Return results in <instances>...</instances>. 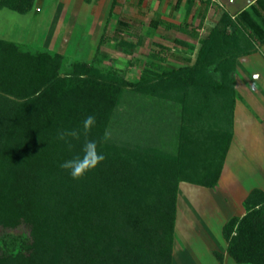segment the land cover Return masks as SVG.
Wrapping results in <instances>:
<instances>
[{
  "label": "rangeland",
  "instance_id": "1",
  "mask_svg": "<svg viewBox=\"0 0 264 264\" xmlns=\"http://www.w3.org/2000/svg\"><path fill=\"white\" fill-rule=\"evenodd\" d=\"M176 1L32 0L31 7L24 13L0 7V41L13 49L9 54L12 57L10 65H13L12 81L19 78L18 68H24L28 59L31 61L24 69H28L24 76L43 72L42 79L47 76L50 79L52 74L54 79L64 77L71 73L73 61H82L108 73V79L118 89L111 103L96 98L77 102L75 96L57 99L51 82L45 80L29 96L45 93L43 105L52 122L49 125L42 123L41 129L35 133H16V138H37L40 141L57 138L59 130L74 128L82 124L85 116L92 114L99 121L97 128L104 144L118 147L121 156L134 157L145 147H157L174 154L182 150L188 154L185 158L189 170L208 173L213 167L205 165L210 163L213 154H219L217 147L221 139L211 137L230 131L234 138L226 148L221 183L216 190L225 197L222 212L240 215L244 208L242 193L261 185L259 183L264 184V140L255 143L258 138H264V121H260L264 119V59L252 56V53L248 54L251 57H238L233 83L229 78L225 81L227 92L214 88V83L220 80L218 72L212 78L202 76L208 85L187 83L182 87H167L150 62L196 70L200 38L219 25L222 13L227 11L224 5L180 0L176 6ZM239 12L255 35L252 43L257 51L254 53L263 56L264 44L260 40L264 39V0L248 2ZM224 31L228 35L233 32L230 26ZM123 41L136 42V45L129 50ZM43 60L44 71L35 69L33 63L43 64ZM15 88L11 85L8 91L0 89V104L4 100L22 102L26 99L16 96ZM230 88L234 90L232 93ZM73 100L80 105L76 115L68 106ZM4 109L7 110L6 106ZM248 119H258L259 122L253 121V127ZM248 129L249 133L258 131L263 137L244 138ZM6 138L11 144L9 133ZM75 142L79 145L83 138ZM213 143L218 146L213 148ZM234 167L239 175L235 174ZM188 183L179 181L177 186L176 203L179 202L182 209L181 219H185L182 206L185 193L189 192H186ZM195 188L192 187L190 192H194L198 204L201 207L208 204V196L203 194L207 189ZM196 221L198 224L199 219ZM203 221L212 228L209 238H206V231L202 228L199 231L194 223L184 230L182 222L177 224L172 264H211L214 256L208 247L223 251L218 218L209 223L203 217ZM29 232V226L23 222L15 227L0 224V256L9 250L6 251L9 246L4 245L5 239L10 235L28 238ZM224 264L237 263L226 255Z\"/></svg>",
  "mask_w": 264,
  "mask_h": 264
},
{
  "label": "trees",
  "instance_id": "2",
  "mask_svg": "<svg viewBox=\"0 0 264 264\" xmlns=\"http://www.w3.org/2000/svg\"><path fill=\"white\" fill-rule=\"evenodd\" d=\"M179 3L177 0L175 5ZM31 5L32 0H0V7L21 13ZM226 26L232 28V35L225 33ZM253 39L255 35L239 11H224L219 25L200 38L196 70L165 67L158 62L150 65L167 87L208 85L202 76L212 78L218 72L220 80L214 88L227 92L225 81L229 78L233 83L236 59L257 51ZM261 41L264 44V39ZM0 43V89L8 91L13 85L16 96L26 98L0 104V224L15 227L23 222L30 231L28 238L10 235L5 239L4 245L11 248L0 256V264H172L178 182L214 187L232 133L211 137L221 138L219 146L213 143V148L220 149L219 154H213L205 165L213 170L200 173L188 169V154L182 150L174 154L145 147L134 157L121 156L118 147L104 144L95 118L87 137L97 141L104 159L73 179L59 167V162L79 153L83 142L75 145L74 140L69 146L58 138H16V133H35L42 123L52 122L43 105L45 93L29 95L49 80L57 99L75 96L77 102L96 98L111 103L117 87L108 79V73L82 61H73L71 73L64 77L54 79L52 74L50 79H42L43 72L24 76L31 61L28 59L24 68H18L19 78L12 81L9 54L13 49ZM123 43L129 50L136 45L132 41ZM33 66L40 71L46 67L44 60ZM74 100L68 106L76 115L80 105ZM77 127L82 124L74 126ZM8 133L11 144L6 142ZM204 160L207 162L205 157ZM242 203L245 212L231 216L222 226L226 252L237 264H264V190L252 188ZM212 252L218 261L214 264H221L223 254Z\"/></svg>",
  "mask_w": 264,
  "mask_h": 264
},
{
  "label": "crops",
  "instance_id": "3",
  "mask_svg": "<svg viewBox=\"0 0 264 264\" xmlns=\"http://www.w3.org/2000/svg\"><path fill=\"white\" fill-rule=\"evenodd\" d=\"M251 1L253 2L254 0H223V5L225 6V8L227 9V11L229 13H235V12L239 11L241 8H243L248 2H251ZM232 4H233V7H229ZM226 6H228V7H226ZM249 56L251 57V55H246L245 57H249ZM252 56H257L259 58H263L264 59V56H262L260 53H252ZM263 118H264V110H263ZM248 121H249V124H251L253 127H255L254 126L255 124H253V121L254 122L255 121H258L259 122L258 119H256V120H253V119H250L249 120L248 119ZM260 121H264V119H262ZM255 132H257V133H255V134L249 133V129H248L247 133L244 134V138H257L258 135L261 136V137H263L262 134L259 133L258 131H255ZM232 138H234V137H232ZM263 140H264V138H258L257 141H255V143H257V144L259 143L260 144V142L263 141ZM247 152H248V154H251L250 151H247ZM244 156H246V154H244ZM238 165H240V164H238ZM250 167H252V166H250ZM233 169L236 172L235 174H238L239 175V172H237V169H235V167ZM221 178L222 177L220 176L217 184L214 187H205V186H202V185L188 183L189 185H193V186H189L188 185L186 187V192H187V190L190 192V190H192V187H196L197 189H205V188L207 189L206 190L207 192L204 191L203 194H205V193L207 194V196H208V200H207L208 201V204H206V205L204 204L201 207L200 206V203L198 204V202H197L198 199L194 196L195 195L194 192H193V194H191V192L190 193L189 192L185 193V200H184L183 206H182L183 211L185 212V215H184L185 219H181L179 217L181 215V210L182 209L180 208V205H179V202H178V204H177V210H176L175 228H174V241H173V249H172V260H173V250H174V243H175V237H176L175 232H176V230H178L177 229V224H179V222H182L183 223L182 229L184 230L185 227H188V225H191L192 223H194L196 225V227L199 228V231H201V228L204 229V231H206V234H205L206 235V238H209L210 235H211L210 232H211L212 228L209 227L208 224H206L203 221V217H206L207 218V221L209 223H210V221L213 218H215V219L218 218V226H219L218 232H219V234L221 235V237H222V239L224 241L223 251L222 250L215 249V248H212V246L208 247V249L211 252V254H213V252H212L213 250L220 251L223 254V260H222V263L221 264H224V261L226 259V255H228V254L226 252V241L224 240V238L222 236V226L233 215H225L222 212V209H221L224 206V204H225V201H224V198L225 197H223L216 190L220 186ZM237 179H238V177H237ZM259 184H261V185H258L257 187L264 190V184L263 185H262V183H259ZM251 189H252V187L249 188V189H246V191H244V193H242L241 203L243 202V199L245 198V196L248 194V192ZM217 196H219L218 199H216ZM242 205H243V203H242ZM244 212H245V208H243V212L240 215H242ZM240 215H238V216H240ZM197 218L199 219V221H198L199 223L198 224L196 223L197 222L196 221ZM200 220L202 222H200ZM213 256H214V254H213ZM217 262L218 261H217L216 257L214 256V260L212 261L211 264H214V263H217Z\"/></svg>",
  "mask_w": 264,
  "mask_h": 264
},
{
  "label": "clouds",
  "instance_id": "4",
  "mask_svg": "<svg viewBox=\"0 0 264 264\" xmlns=\"http://www.w3.org/2000/svg\"><path fill=\"white\" fill-rule=\"evenodd\" d=\"M95 124V116L89 114L84 117L82 127L62 129L57 132V138L71 145V141H78L84 137L79 153L71 155L69 158L59 162V167L68 172L73 179L84 175L88 170L94 168L104 159V154L97 149V141L88 139V133Z\"/></svg>",
  "mask_w": 264,
  "mask_h": 264
},
{
  "label": "built area",
  "instance_id": "5",
  "mask_svg": "<svg viewBox=\"0 0 264 264\" xmlns=\"http://www.w3.org/2000/svg\"><path fill=\"white\" fill-rule=\"evenodd\" d=\"M198 3H207V4H211V5H218L221 6L223 5V0H194ZM39 9V8H37Z\"/></svg>",
  "mask_w": 264,
  "mask_h": 264
}]
</instances>
